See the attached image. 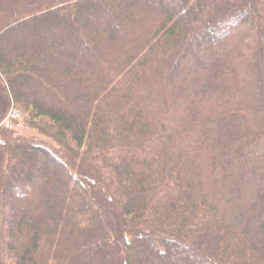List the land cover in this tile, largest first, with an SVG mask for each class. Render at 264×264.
Masks as SVG:
<instances>
[{
  "label": "trees",
  "instance_id": "16d2710c",
  "mask_svg": "<svg viewBox=\"0 0 264 264\" xmlns=\"http://www.w3.org/2000/svg\"><path fill=\"white\" fill-rule=\"evenodd\" d=\"M0 264H264V0H0Z\"/></svg>",
  "mask_w": 264,
  "mask_h": 264
},
{
  "label": "rangeland",
  "instance_id": "374dc122",
  "mask_svg": "<svg viewBox=\"0 0 264 264\" xmlns=\"http://www.w3.org/2000/svg\"><path fill=\"white\" fill-rule=\"evenodd\" d=\"M10 117L14 120H20L21 121V114H19L18 112H12ZM16 130L18 133H21V134L39 136L37 133H35L34 131H32L31 129H29L27 127H24L23 125H18Z\"/></svg>",
  "mask_w": 264,
  "mask_h": 264
}]
</instances>
